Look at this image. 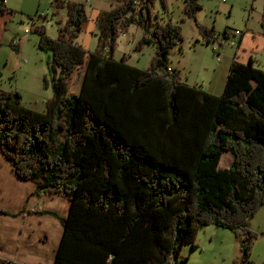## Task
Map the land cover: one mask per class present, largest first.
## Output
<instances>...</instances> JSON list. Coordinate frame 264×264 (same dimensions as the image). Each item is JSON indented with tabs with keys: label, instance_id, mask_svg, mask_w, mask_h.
Listing matches in <instances>:
<instances>
[{
	"label": "trees",
	"instance_id": "obj_1",
	"mask_svg": "<svg viewBox=\"0 0 264 264\" xmlns=\"http://www.w3.org/2000/svg\"><path fill=\"white\" fill-rule=\"evenodd\" d=\"M115 1L98 17L92 51L78 42L85 3L52 0L67 20H57L56 37L35 29L38 48L51 52L54 96L44 113L0 90V150L13 173L37 194L71 201L55 264H185L184 246L197 250L208 224L242 238L240 264H264L246 244L258 239L250 224L264 208V70L234 60L221 95L191 86L169 63L185 18L155 21V0ZM202 9L185 0L187 18ZM7 12L1 0L0 16ZM131 23L145 32L138 50L156 47L148 69L114 57ZM201 30L206 43L216 40L214 26ZM224 153L229 167L220 166Z\"/></svg>",
	"mask_w": 264,
	"mask_h": 264
},
{
	"label": "rangeland",
	"instance_id": "obj_2",
	"mask_svg": "<svg viewBox=\"0 0 264 264\" xmlns=\"http://www.w3.org/2000/svg\"><path fill=\"white\" fill-rule=\"evenodd\" d=\"M78 1L85 3L89 15L88 23L86 21L78 42L93 51L97 48L100 37L97 13L100 10H110L120 3L115 0ZM198 1L203 9L197 12L196 19L185 16V0H155L152 15L155 21L163 23L180 22L185 18L182 24L183 53L177 49L173 50L170 60L176 68L179 67L183 81L201 85L209 79L213 66L218 62L216 50H222L218 46L226 40L221 33L226 30L232 37L236 29L243 30L247 22L252 28L261 26V19L256 16H259L260 9L264 8V0ZM51 5L52 0H7L6 6L10 12L0 16V90L19 92L22 104L39 113L46 111L49 99L54 96V89L53 78L48 69L51 52L38 48L40 34L35 30L34 24H43L47 34L56 37L59 35L57 20H67L65 9L60 8L55 15V9ZM6 24L8 30H5ZM212 26L215 28L216 40L206 44L207 36L201 28ZM26 28H30L31 32L22 40L19 55L9 39L13 35L23 37ZM144 33L135 23H131L125 31L120 30L114 57L120 59L122 55H126L130 64L141 70L148 69L156 54V47L153 44H145L142 50H138L137 45ZM224 43L232 45L231 40ZM231 163L232 156L224 153L220 166L229 167ZM250 228L258 234V239L246 244L249 247V257L258 263L264 260V208L259 209L253 217ZM242 241L233 231L208 224L196 237L199 248L193 250L191 244L186 245L181 255L185 264H240L244 254L241 249Z\"/></svg>",
	"mask_w": 264,
	"mask_h": 264
},
{
	"label": "crops",
	"instance_id": "obj_3",
	"mask_svg": "<svg viewBox=\"0 0 264 264\" xmlns=\"http://www.w3.org/2000/svg\"><path fill=\"white\" fill-rule=\"evenodd\" d=\"M103 11L97 13V18ZM259 12L256 17L261 19V26L252 28L247 22L243 30L236 29L240 31L239 34L233 33L232 37L229 35L224 39V42L231 40L232 45H225L223 42L218 46L222 50H216L218 62L213 66L209 79L201 85L187 82L189 85L198 86L218 96L224 91L234 60L244 64L252 60L255 66L264 70V8ZM92 17L90 15L91 20ZM5 30H8L7 24ZM28 34L25 32L23 37L13 35L9 39L19 55L21 42ZM25 49L26 47L22 51ZM171 54L170 67L176 69L181 76L179 67L176 68L170 60ZM36 187L33 181L18 178L13 173L11 163L0 150V261L10 259L22 264L56 263L57 250L64 233L60 218L69 215L71 201L58 193L37 194Z\"/></svg>",
	"mask_w": 264,
	"mask_h": 264
},
{
	"label": "built area",
	"instance_id": "obj_4",
	"mask_svg": "<svg viewBox=\"0 0 264 264\" xmlns=\"http://www.w3.org/2000/svg\"><path fill=\"white\" fill-rule=\"evenodd\" d=\"M37 22H38V20H37ZM36 26H38V23L34 24V28H36ZM25 32L28 34V33L31 32V29L30 28H27L25 30ZM235 33H240V31L239 30H236ZM123 35H125V33H123ZM0 264H22V263L17 262V261H11L10 259H5V260H1L0 261Z\"/></svg>",
	"mask_w": 264,
	"mask_h": 264
}]
</instances>
